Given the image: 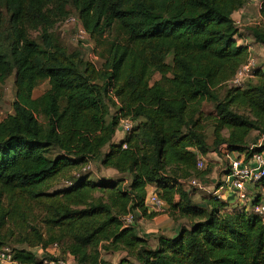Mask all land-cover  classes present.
<instances>
[{"label":"trees","instance_id":"1","mask_svg":"<svg viewBox=\"0 0 264 264\" xmlns=\"http://www.w3.org/2000/svg\"><path fill=\"white\" fill-rule=\"evenodd\" d=\"M250 1L0 0V82L14 75L17 87L14 113L0 122V249L26 243L12 248L17 264H44L31 248L55 244L77 264H109L108 252H126L119 264H264L262 217L229 211L213 196L197 204L181 183L208 178L198 161L211 151L247 160L264 152L247 142L255 130L264 134V69L256 83L230 85L250 57L233 15ZM71 16L96 40L100 66L49 33ZM39 28L45 46L31 37ZM248 30L264 46V2ZM44 81L49 88L35 97ZM129 117L140 123L114 142ZM96 161L118 178H93L85 168ZM151 187L187 222L157 247L139 235L137 214L133 225L122 220L157 214L146 205Z\"/></svg>","mask_w":264,"mask_h":264},{"label":"built area","instance_id":"2","mask_svg":"<svg viewBox=\"0 0 264 264\" xmlns=\"http://www.w3.org/2000/svg\"><path fill=\"white\" fill-rule=\"evenodd\" d=\"M259 2H264V0H255ZM69 26L73 30L74 41L77 45L81 47L90 46L92 48V59H97L98 55L95 52V46L92 45V37L84 27L81 19L77 16H71L67 19ZM237 24V23H236ZM238 26V24H237ZM89 47V48H90ZM258 62L250 54L249 60L247 63L243 64L238 71L236 72L233 79L230 81V85L234 87H240L245 85L248 78L254 77L255 70L258 69ZM140 120H134L133 118H123L121 119L119 129L126 135H128L135 127L139 124ZM124 147H127L124 143ZM261 146H251L250 149H254ZM232 152H228L229 158V171L226 183H214L209 184L207 179H201L197 177H192L189 179L181 180V183L187 188L197 189L203 192V195L217 197L223 199L225 192L228 191L227 188H234L238 192L237 200L245 207L246 212L250 214H255L264 219V198H261L260 201L256 204L253 203V200L256 198L249 192L248 186L253 184L256 185L261 179L264 178V152L257 151L254 152L250 160L246 159V154L237 152L235 156H231ZM205 156H201L198 161V168L204 169L206 166ZM91 164L85 168V170L90 169ZM72 180H67L64 183V186L72 185ZM146 205L148 210L156 213H165L169 212V204L158 194L157 190L150 191ZM240 212V211H236ZM125 225H133L136 223V213L129 212L124 217H122ZM52 248H59L57 244L53 245L51 248L44 250L43 247L31 248L32 251H46L49 252L53 258H43L41 261L44 264H69L67 260H64L59 257L55 251L52 252ZM0 263L1 264H17L18 261L14 257L13 249L9 246H6L0 249ZM77 264V263H75Z\"/></svg>","mask_w":264,"mask_h":264},{"label":"rangeland","instance_id":"3","mask_svg":"<svg viewBox=\"0 0 264 264\" xmlns=\"http://www.w3.org/2000/svg\"><path fill=\"white\" fill-rule=\"evenodd\" d=\"M71 15H77V13L71 12ZM67 19L64 18V19L60 20L55 25V27L49 31V33L53 34L54 38L58 41V43L61 47H65L70 51L78 50L82 53L83 59H85L86 61L93 62L97 66H100L102 64V61L99 57H97V59H92L91 54H92L93 50L90 46H87V49H86V47L83 48V47L77 45V43L74 41L73 30L69 26ZM105 35L108 37L114 38V37H117V32L116 31H107ZM31 37H32V39L36 40L42 46H45L47 41L49 40L48 32L44 31L42 28L32 30L31 31ZM91 43L93 46H95L96 40L92 39ZM252 56L258 62V64H257L258 69H259V65L262 68V66H264V56L263 55L258 56V57L254 56V55H252ZM157 77H159V76H157ZM249 80H251L253 83H256V78L251 77V78H248L246 81H249ZM48 88H49V83L47 81H44L35 89L34 96L38 97V96L42 95ZM16 91H17V87H16V80H15L14 75L9 77L5 82H0V122L3 121L5 118H7L9 115L14 113V101L16 99ZM225 94H226V88L220 89V91H219L220 97L221 98L225 97ZM204 105H205L204 110L206 113H215L216 109H215L214 104L206 102ZM110 109H111V113H115L114 107H111ZM205 131H206V134L208 136V142L210 144H212V142L214 140V127H213V124L211 122L206 123ZM223 149H225V147ZM223 149L221 150V154L215 153L214 151H211L208 155H205L206 166L203 170L211 169V173L209 174L211 176H213L214 174L217 177L221 176V174H223L225 172L224 170L229 167V163H228L229 158L227 157L228 153L226 154V151H223ZM87 172L91 173L92 177L96 178V179H98L99 177H102V176H112L113 175L112 170L106 169V167H100L98 161L92 162L91 167H90V169L87 170ZM251 187L253 189L252 193H254L253 196H255V194H258V192L264 191L261 188V186L255 187V185L251 184ZM192 191L195 195H197V197L200 196L199 194L203 193L197 189H194ZM229 192L231 193L229 195H232V198L237 199L238 192L236 190H234V188L231 187ZM226 193H227V191L225 192V195H224V198L222 199V201H225V199L226 200L228 199V196ZM229 207L232 208L231 203L227 202L226 209L229 211H234L233 208L231 210V209H229ZM25 246H27L26 243H23V244L19 243L18 244V242H15L13 240L9 244V247H11V248L25 247ZM52 249H53L52 252L55 251V253L58 254L60 258L67 260L69 262V264H75L74 259H72L69 256V254H64L62 252V249H59V248L57 250H56V248H52ZM35 253H36L37 258H39V260H42L43 258H46V256L48 255L47 253H49V252H46V251L42 252V251L35 250ZM117 256L119 257L120 254H118ZM118 257L115 259V262L119 261ZM110 259H112V258H110ZM107 262L109 264H113L112 260H108Z\"/></svg>","mask_w":264,"mask_h":264},{"label":"crops","instance_id":"4","mask_svg":"<svg viewBox=\"0 0 264 264\" xmlns=\"http://www.w3.org/2000/svg\"><path fill=\"white\" fill-rule=\"evenodd\" d=\"M261 7H262V2L251 0L246 6H244L242 9L236 11L233 15V18L235 19L236 23L238 24V27L240 28V34L238 36V43L239 44H246L249 45V52L251 55H254L256 57L263 55L264 56V46L261 44H258L255 42L253 36L251 35L250 31L248 30V27L259 23L261 21ZM259 68L260 65H259ZM262 69H264V66H262ZM120 134V135H119ZM126 138V135L122 133L120 130L116 132V135L113 139L114 142L119 143L123 141ZM248 145L251 146H263L264 145V134H262L260 131H253L248 139H247ZM223 151H226V149H223ZM237 152H232L231 156H235ZM228 157V154H227ZM100 166V165H99ZM103 167V166H100ZM109 169V168H106ZM113 171L112 176H102V177H107L111 179H117L118 178V173L114 169H110ZM225 172L221 174V176H213L209 175L207 180L209 184H214V183H226L227 176H228V171L229 167L224 170ZM99 177L98 179L102 178ZM262 188V187H261ZM227 196L228 199H225V202H230L232 208L234 211H247L245 207L237 201V199L232 198V195L229 191L230 189L227 188ZM249 192L252 193V187L251 185L248 186ZM154 190V187L150 188V191ZM264 190V189H263ZM260 191V190H259ZM261 198H264V191L263 192H258ZM255 194V195H258ZM200 196L197 197V195L193 194V200L197 204L203 205V198L208 197L207 195L199 194ZM231 207L229 209L232 210ZM148 213H152V211L148 210ZM137 217H138V232L139 235L142 237H145L148 239L149 243L153 247L158 246V241L159 237L161 235H166L168 237H175L177 234L180 233L182 230V227L186 224V221L180 220L176 221L172 215L169 212L165 213H157L155 216L149 218L145 217L142 214L141 210L136 211ZM185 222V223H184ZM120 254L118 257L117 255ZM126 252H108L104 253V259L106 261L112 260L113 264H119L121 260L125 257ZM118 257V262H115V259ZM112 258V259H110ZM73 259V258H72Z\"/></svg>","mask_w":264,"mask_h":264}]
</instances>
